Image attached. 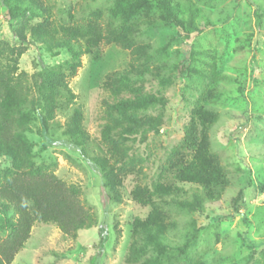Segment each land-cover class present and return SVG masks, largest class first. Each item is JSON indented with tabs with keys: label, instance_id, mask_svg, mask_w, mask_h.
<instances>
[{
	"label": "rangeland",
	"instance_id": "obj_1",
	"mask_svg": "<svg viewBox=\"0 0 264 264\" xmlns=\"http://www.w3.org/2000/svg\"><path fill=\"white\" fill-rule=\"evenodd\" d=\"M40 1L51 12L48 22L30 12L9 21L4 0H0V58L6 62L23 52L17 63L19 72L29 76L31 103L38 99L40 73L62 68L71 58L65 49L57 55L47 52L42 43L33 41V29L53 27L60 33L63 27L86 25L97 15L103 24H124V15L116 13V0ZM176 2L186 27L199 31L190 40L155 4L131 10L125 26L133 29L135 43L143 48L141 59L135 62L131 50L117 43H100L81 57L77 74L67 78L75 99L61 93L46 130L42 111L32 114L27 137L36 166L47 167L79 187L85 205L96 215V224L69 237L52 224L36 223L11 264H133L129 256L136 242L146 245L143 260L150 258L152 264H264V0ZM21 33L27 36L25 40L19 37ZM182 62L189 66L186 77L180 70ZM123 71L131 73L133 86L122 89L115 83L107 87L113 74ZM117 90L124 96L131 95V90L155 95L161 102L137 113L143 119L164 122L159 133L150 130L146 140H141V134L118 132L114 137L125 148L124 167L116 169L120 202L109 199L103 172L83 155V146L66 134L79 108L88 139L86 154L109 158V142L101 129L123 122L112 107ZM198 103L217 118L209 130L210 148L229 180L228 186L215 189L213 200L202 186L176 181L164 171L168 159L183 150L185 127ZM10 168L0 156V177ZM158 182L178 191L149 199L151 193L146 191L152 192ZM136 188L146 192V201L163 210L165 218L160 220L168 248L164 254L138 233L136 218L145 219L153 206L135 200ZM197 199L201 203L196 207L185 205ZM6 218L0 210V239L9 235ZM100 228L108 237L104 248L99 246Z\"/></svg>",
	"mask_w": 264,
	"mask_h": 264
},
{
	"label": "trees",
	"instance_id": "obj_2",
	"mask_svg": "<svg viewBox=\"0 0 264 264\" xmlns=\"http://www.w3.org/2000/svg\"><path fill=\"white\" fill-rule=\"evenodd\" d=\"M3 3L9 21H16L28 12L38 13L46 18V22L52 17L49 8H45L40 0H4ZM154 4L162 11L168 22L177 25L183 31L186 40H190L193 33L199 32L186 27L179 15L180 5L176 0H116V13L124 15L122 16L124 24L119 27L114 26L112 22L103 24L100 15H97L96 19L86 25L72 29L63 27V32L60 33L53 27L33 29V41L42 43L47 52L57 55L60 49H65L71 58L61 66L62 68L59 66L40 73L42 80L37 87L38 99L32 103L29 76L26 72H19L17 63L23 52L21 51L16 58H6V62L0 58V156L4 157L11 166L10 171L0 177V210L7 216L4 225L9 230V235L0 239V264H11L14 261L29 240L36 223L52 224L69 237H76L79 231L88 230L96 224V215L85 205L79 187L61 180L47 167L36 166L32 145L27 137V133L31 130V116L34 111L40 109L42 127L45 130L48 128V121L55 115L58 108L57 98L61 93L66 92L70 100L75 99L67 78L77 74L81 66V57L92 48L98 47L100 43H117L131 50L135 62L140 60L143 56V48L135 43L133 29L125 26L133 14L126 13H131V10L136 12L144 8L149 9ZM19 37L25 40L27 36L21 33ZM185 63L182 62L180 67L182 75L185 72L184 77L189 74L188 63ZM63 68L68 71V75ZM115 83L122 89H130L133 86L131 73L127 71L114 73L107 87H112ZM131 92V95L124 96L119 90L114 91L112 107L122 117L123 122L102 126L101 133L109 142V158L86 154L84 147L88 139L82 130L83 117L79 108L75 109L66 132L74 139L77 146H83L81 148L83 155L101 169L109 193L108 197L115 202L121 201L116 169L124 167L121 163L125 148L116 144L114 137L119 133L123 136L141 134V140H146L150 130L159 133L164 125L163 121L143 119L137 113L149 110L161 101L153 94H143L136 90ZM190 115V121L185 127L183 150L176 152L173 159H168L164 171L166 176L176 181L202 186L206 190L207 197L213 200L215 189H223L229 184L225 169L210 148L209 130L217 118L200 103L196 104ZM153 187L152 192L146 191L151 193L149 199L153 196L165 198L178 191V188L163 182H158ZM146 192L140 188L133 190L135 200L139 204L149 203L153 206L151 213L145 219L136 218V228L138 233L143 235L145 243L164 254L168 248L164 246L166 235L160 219H164L165 215L161 208L155 206V202L144 199ZM242 196L241 190L235 199V205L238 206ZM200 203L197 199L185 205L194 208ZM31 208H34V213ZM99 235V246L104 248L108 237L103 228L99 229ZM137 243L132 245L129 262L152 264L150 258L147 261L143 260L147 252L146 245L137 246Z\"/></svg>",
	"mask_w": 264,
	"mask_h": 264
}]
</instances>
